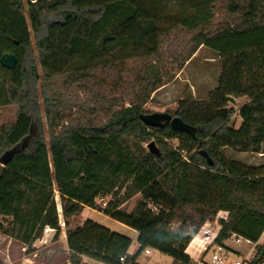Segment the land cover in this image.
<instances>
[{"label":"trees","instance_id":"obj_1","mask_svg":"<svg viewBox=\"0 0 264 264\" xmlns=\"http://www.w3.org/2000/svg\"><path fill=\"white\" fill-rule=\"evenodd\" d=\"M223 4L226 16L215 23ZM178 28L194 33L184 62L200 46L221 61L208 97L180 101L171 113L194 136L169 122L153 128L142 121L144 105L165 84L155 68L135 80L128 105L116 98L114 107V99L93 92L105 120L74 119L72 87L99 84L92 73L99 68L117 72L129 61L157 58ZM6 52L18 62L10 69L0 60V109H14L13 120L0 124V234L26 246L46 228L58 237V193L66 224L85 207L98 209L135 232L143 251L167 254L172 264H192L206 245L233 235L255 244L250 264H264V165L223 151L262 150L264 0H0V59ZM244 96L249 102L237 112L230 102ZM152 140L159 156L144 146ZM138 194L136 207L124 209ZM100 196L112 197L103 209ZM174 220L180 231L170 229ZM67 244L72 264H84L83 256L141 264L140 253H129L130 237L92 220L68 232Z\"/></svg>","mask_w":264,"mask_h":264},{"label":"rangeland","instance_id":"obj_2","mask_svg":"<svg viewBox=\"0 0 264 264\" xmlns=\"http://www.w3.org/2000/svg\"><path fill=\"white\" fill-rule=\"evenodd\" d=\"M216 13L217 18L215 23H219L226 16L225 4L220 5ZM193 34L188 33L182 28H178L165 37V45L157 58L129 61L126 66L117 72L116 70H111L107 73L101 68L92 71L99 84H95L94 81L93 84L89 81L88 90L86 89V91L82 90L79 86L72 87L71 100L76 102L73 106V111L76 113V118L74 117V119H81L83 122L87 119H94L95 122L105 120L106 108L102 110L99 104H96L93 92L102 95L103 99H114V107H117L115 104L116 98L124 100L126 105H128L137 90L135 80L142 76L143 70L149 68L158 70L165 84L151 94L149 102L143 107L145 112H170L174 114L180 101L206 99L210 90L217 84L221 61L216 52L205 46H200L192 57L184 62L185 57L193 47V42H191ZM82 61L80 59L76 60L77 65H80ZM180 65H182L181 68ZM39 101H42V99L40 98ZM102 105L105 106L104 102ZM238 105L237 103L236 106ZM13 112V108L0 109V124L13 120ZM42 116L45 123L46 119L43 112ZM238 119L239 117H236L235 125ZM71 122L72 118L65 121V123ZM170 143L174 147H178L177 140H170ZM144 146L147 147V144H144ZM225 152L231 159L243 160L249 163L261 161L256 153L237 152L231 148H226ZM111 199L112 197L108 196L105 199V204L101 203L99 199L96 200V203L103 209ZM140 199V194L135 195L124 203L123 208L127 211H132ZM56 201L61 220V232L59 236L56 237L57 232L53 229H49L47 232L44 230L43 236L40 239L35 240L30 246H26L18 241H14L5 234H0V261L2 264H72L67 244L68 232L83 226L87 220H92L113 232L130 237L132 245L129 253L131 255L140 253L138 257L139 263L172 264L173 258L171 256L153 248L149 255L145 254L138 243L135 232L98 209L85 207L66 224L62 216V207L58 193L56 194ZM7 219V221L10 220V218ZM170 229L180 231V222L174 220L170 225ZM182 231L190 233L189 228H185ZM233 240H230L232 242L229 241L228 248L234 250L238 258L246 257L248 254L253 256L255 253L253 244L242 243L239 245L236 241L233 243ZM263 240L264 237L261 238L260 242H263ZM200 255L199 261L204 259L209 260L210 258L209 254L205 256V252ZM82 263L105 264L86 256L82 257ZM192 264L199 263L194 260Z\"/></svg>","mask_w":264,"mask_h":264},{"label":"water","instance_id":"obj_3","mask_svg":"<svg viewBox=\"0 0 264 264\" xmlns=\"http://www.w3.org/2000/svg\"><path fill=\"white\" fill-rule=\"evenodd\" d=\"M1 63L6 68H14L18 62L16 55L12 52H6L1 56ZM142 121L153 128L163 127L167 122L171 125L172 129L187 132L195 135L196 129L183 121L180 117L174 116L169 112H152V113H143L141 114ZM148 150L155 154L160 155V151L155 143V141H151L147 144ZM201 154L206 158L209 165H213V160L208 154L206 150H201Z\"/></svg>","mask_w":264,"mask_h":264},{"label":"built area","instance_id":"obj_4","mask_svg":"<svg viewBox=\"0 0 264 264\" xmlns=\"http://www.w3.org/2000/svg\"><path fill=\"white\" fill-rule=\"evenodd\" d=\"M100 200L101 203L105 204L106 197L100 196L97 198V200ZM50 228H46L45 231L47 232ZM231 238H233L237 244H253L247 239H244L240 236L233 235ZM255 246V244H253ZM145 254H150L151 249L147 248L144 250ZM205 256L207 254L210 255L209 260H201L199 261L198 257L196 260L199 264H250L252 261L253 256L251 254H248L246 257H237V255L234 253V250H231L228 248V244L225 242L224 245H213V246H207L205 247ZM205 258V257H204ZM123 259V258H122Z\"/></svg>","mask_w":264,"mask_h":264},{"label":"crops","instance_id":"obj_5","mask_svg":"<svg viewBox=\"0 0 264 264\" xmlns=\"http://www.w3.org/2000/svg\"><path fill=\"white\" fill-rule=\"evenodd\" d=\"M218 57H219V55H218ZM219 60H220V58H219ZM220 73H221V63H220ZM220 73H219V75H220ZM219 77V76H218ZM217 82H218V79H217ZM217 86V84L215 85V87ZM214 87V88H215ZM213 88V89H214ZM213 89H211V90H213ZM210 90V91H211ZM249 102V98H247V97H239V98H234L231 102H230V106L231 107H234L235 109H236V111L237 112H239V110H240V108L243 106V105H245L246 103H248ZM239 104L238 106H236V104ZM237 117H239V119L237 120V123H236V125H235V127L236 128H239L240 127V125H241V123H242V119H240L241 117L238 115ZM226 148H229V147H224L223 148V151L225 152V149ZM235 151V150H234ZM237 152H239V151H237ZM243 153H246V152H243ZM225 154H226V152H225ZM255 154V153H254ZM257 154V156H258V158H260L261 159V161L260 162H258V163H249V162H246V161H243V160H237V159H233V160H235V161H240V162H242L243 164H245V165H249V166H260V165H264V142H263V144H262V150H261V152H259V153H256ZM227 155V154H226ZM228 156V155H227ZM229 157V156H228ZM230 158V157H229ZM231 159V158H230ZM233 238H230L229 240H227L226 241V243L227 244H230L229 243V241L230 240H232ZM230 242H232V241H230ZM235 242V240H233V243ZM232 244V243H231ZM207 246V245H206ZM205 246V247H206ZM205 247L203 248V250H202V252H201V254L204 252V250H205ZM234 247V246H233ZM234 248H237V247H234ZM199 256H201V255H199ZM197 259V258H196Z\"/></svg>","mask_w":264,"mask_h":264}]
</instances>
